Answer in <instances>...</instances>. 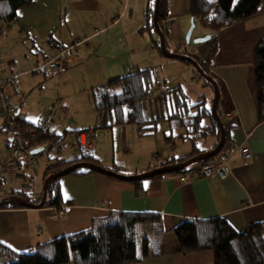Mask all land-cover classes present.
<instances>
[{
  "label": "crops",
  "instance_id": "crops-1",
  "mask_svg": "<svg viewBox=\"0 0 264 264\" xmlns=\"http://www.w3.org/2000/svg\"><path fill=\"white\" fill-rule=\"evenodd\" d=\"M147 3L148 0H33L31 5L22 6L18 20L6 27L11 28L16 37L20 36V47L33 45L36 51L30 50L21 59L18 58L27 64L21 65L19 72L15 71V56L9 58L8 63L13 66L8 67L11 68L8 70L1 65L3 56L7 58L9 54L5 50L4 40L9 34L4 33L1 36L4 38H0V78H13L20 74L34 79L38 70L49 72L40 66L43 61L41 56L46 59L64 50V56L71 60L66 68L79 64L76 69L81 76L83 88L91 90L92 104L93 87L139 68L153 70L156 93L163 86L181 85L185 90L182 83L184 79L182 81V77L170 73L172 69L169 67L168 71L167 67L175 66L190 71L193 79H197L193 76L196 72L200 74L193 64L162 55L158 51L154 30L145 27ZM190 5L191 0H167L168 13L162 23L167 28L170 51L185 49L189 53H198L200 43L195 42V39L206 34H211V37L215 34L217 37L218 48L211 59L209 75L217 81V112L227 131L223 149L232 154L229 175L225 178L195 176L193 171L200 163L186 166L182 172L146 177L138 183L98 171L64 174L59 178L62 193L60 204L0 208V253L2 248L8 251H27L56 236L87 229L95 220L119 212L152 213L157 216L164 246L177 243L173 228L185 218L222 216L236 230H242L252 222L264 221V112L260 111L258 104L254 64V47L264 36V0L254 15L216 33L199 24L190 13ZM191 26L190 39L187 40L186 35ZM51 36L58 41L50 42ZM16 37L13 39L14 46L17 43ZM26 88L24 81L17 80L7 85L5 91L18 107L17 116L36 124L42 110L32 115L28 106H22ZM78 90L76 87L72 93L58 97L57 104L67 111L74 109L75 113L84 109L90 113L91 118L74 119L64 129V124L54 123L48 132L60 136L65 131L76 132L80 151L54 157L53 161L48 162L45 178L57 172L52 168L56 163L87 154L103 166L120 164L129 173H142L159 164L148 161L133 167H130L131 163L125 165L126 161L118 155L114 139L119 134L126 142L131 136L134 137V124L95 128L101 116L94 104V110L86 103L76 110L74 101ZM92 111H96V116L91 114ZM210 121L209 118L206 122L203 120L207 124ZM180 128L176 129L174 136L178 141L175 142L172 136H166L169 144H174L167 157H182L194 149L186 130ZM137 131L140 134L138 127ZM180 139L184 142H179ZM184 139L189 144H185ZM215 139L216 133L212 131L206 138L200 139L199 146L208 150ZM240 145L251 149V158L243 159L236 150ZM4 160L0 158V165ZM22 164V158L14 159L8 164L7 171L1 170L0 196L10 190H28L31 193L24 200L31 199L34 201L30 202L37 203L39 201L35 199L42 196L44 182L40 191L35 189V185L31 189L24 188L27 182L20 184L18 179ZM138 225L143 229V236H151V221L139 222ZM6 253H3L6 256L0 254V264L6 257H10ZM66 264L74 263L70 261ZM132 264L216 263L214 252L209 249L190 253H161Z\"/></svg>",
  "mask_w": 264,
  "mask_h": 264
},
{
  "label": "trees",
  "instance_id": "trees-1",
  "mask_svg": "<svg viewBox=\"0 0 264 264\" xmlns=\"http://www.w3.org/2000/svg\"><path fill=\"white\" fill-rule=\"evenodd\" d=\"M261 1L191 0L190 13L202 27L216 33L235 22L254 15ZM32 2L33 0H0V30L1 27L18 20L19 9L22 6L31 5ZM154 4L155 0H148L145 11V27L157 32L154 25ZM167 13V0H160L157 17L165 36L167 49L170 50L167 42V28L162 23ZM49 40L52 43L58 41L54 36H51ZM155 43L158 51L165 55L161 50L159 41L155 40ZM217 48L218 40L214 34L209 40L200 43L198 53H189L185 49L171 51L191 55L200 67L209 74L211 59ZM180 59L192 64L190 60L184 57ZM254 64L258 104L263 113L264 36L257 41L254 47ZM201 77L205 83L213 86L209 79ZM154 83L153 70L151 68H139L92 88L94 108L101 116V122L94 126L95 128L135 124L138 126L140 134L145 135L152 134L156 130L158 120L166 118L173 128L184 127L186 130V135L194 146L193 151L182 157H167L161 160L159 164L147 170L151 171L148 177L184 171L187 165H183V163L186 160L212 150L217 146L221 137L220 126L212 113L213 101L208 105L206 98L203 97L204 94H201L197 100H193L181 85L163 86L162 90L156 93ZM154 103L158 107V113L148 111V104L152 106ZM206 117L211 120L210 124L203 122ZM16 121L19 123L21 131L30 137L33 145L50 142L51 146L64 139V135L43 133L36 130L35 123L26 121L24 118L17 116ZM31 131H34L35 134L32 135ZM212 131L216 133L214 144L208 150L200 147V139L206 138ZM209 157L199 158V161H204ZM81 161L97 163L94 157L87 154L60 161L52 168L58 172ZM107 167L117 172L130 174L120 164ZM88 171L95 170L90 167H78L68 173L81 174ZM59 178H51L46 184V205H58L62 201ZM129 181L138 183L141 179ZM17 191L19 190H10L0 196V208L22 206L24 199L20 198V191L19 193ZM48 195L51 196L49 197L51 199L48 198ZM41 199L42 196L35 200L40 201ZM144 221H151L152 233L150 237L138 235L136 226L139 222ZM173 232L177 243L174 246H164L157 216L152 213L119 212L95 220L87 229L56 236L27 251H8L7 248H2L0 254L6 251L7 256L9 254L10 257H6L1 264H66L70 261H73L74 264H132L143 262L147 257L161 253H190L209 249L214 252L216 264H264V221L252 222L244 229L236 230L222 216L205 219L185 218L175 225ZM3 256L6 255L3 254Z\"/></svg>",
  "mask_w": 264,
  "mask_h": 264
},
{
  "label": "rangeland",
  "instance_id": "rangeland-1",
  "mask_svg": "<svg viewBox=\"0 0 264 264\" xmlns=\"http://www.w3.org/2000/svg\"><path fill=\"white\" fill-rule=\"evenodd\" d=\"M235 2L237 0H234ZM1 24V23H0ZM11 24V23H10ZM5 25L1 27L0 30V38L3 36L4 33L9 34L8 37H5V50L7 53V58L3 56V60L1 62L2 66H6L8 70H10L13 65L10 66V63H8V59L15 56L16 61V67L15 71H20L21 65H27L25 60H18L23 57L25 52H34L36 51V48L31 46H21L20 47V36L16 37V33L11 31V28L6 27L9 26ZM190 29V28H189ZM188 29V31H189ZM156 37V40L159 41L158 35L155 31H153ZM16 37V45H13V39ZM19 38V39H18ZM42 64L40 65L43 67L45 65V58L43 59V56H41ZM78 63L73 64L71 67H68L64 69L63 71L58 72H45L38 70L36 73L38 74L34 79L33 77L28 76H16L15 79L24 81V85L26 88V94L24 97V100L22 102V106L25 108H29L30 113L32 115H36L41 110L47 111L52 110V108H56L54 112L52 113V122L51 124L61 123L64 124L63 129L66 127L69 122H71L74 119H90V113L85 111L84 109H81L79 113H75L74 109L66 110V108H63L57 104V98L61 97L65 94H70L72 91L78 87V93L75 97V108L76 110L83 106L85 103L93 109V104L91 98V90L89 88H83L82 82L80 80V75L78 70L76 69L78 67ZM77 66V67H76ZM170 73H176L183 81V86L185 87V90L190 95V97L193 100H197L199 94H204L203 97L206 96V102L208 105L211 104V101L214 100L215 97V90L214 87L210 84H207L204 82V79L197 74V72L193 75L196 76L197 79H193L191 77L190 71L187 70H181L177 67L168 66V71ZM1 68V66H0ZM73 68V69H72ZM73 70V71H71ZM66 72V73H65ZM2 73L0 72V76ZM2 78V77H1ZM172 78V77H171ZM168 79V78H167ZM27 83L25 84V82ZM172 83V82H171ZM173 85V84H171ZM82 88H79V87ZM213 99V100H212ZM213 103V102H212ZM18 104L19 101H18ZM57 104V107L54 105ZM92 104V105H91ZM212 107V105H211ZM158 107L154 103L152 106L148 104V111L153 113H158ZM161 110V108H160ZM159 110V111H160ZM89 113V114H88ZM92 115L96 116V111L91 112ZM32 115H29L31 117ZM91 115V116H92ZM19 117V116H18ZM33 117V116H32ZM31 117V118H32ZM208 117L204 118V122H206ZM101 122V120H100ZM99 122V124H100ZM1 126V121H0ZM137 125H133L134 132L136 133L134 137L131 136L129 140L126 142L123 137H120L119 135L115 136V146L118 151V155L120 158L124 159L126 163L125 165H128V163H131L130 167H133L134 165H141V163H149L148 161H151L152 163H160L161 160L167 158L169 151L173 150L174 144L169 142L166 139V136H172V138L176 141L178 139L174 137L176 135V129L180 128L177 127L172 128L170 125L169 120L166 118H161L158 120L156 124V130L152 134H145L140 135L137 131ZM184 128V127H183ZM181 129V128H180ZM172 131V132H171ZM185 133V132H184ZM64 139L60 141L59 143L52 144L50 146V142L47 143L49 146L47 149H45L42 152L33 154V160L29 159L27 156L22 158L23 164L22 168H20V184L23 182L30 183V177L34 174H36L37 181L31 182L32 185H35L36 190H42L43 189V182L45 180V171L46 167L48 166V162L53 161L54 157H57L59 155H62L63 153H73L75 151H80V145L79 140L77 138L76 132H64ZM5 134L3 131L0 130V158L5 159L7 162V165H10V162L13 161L10 158V148L7 143V139L5 138ZM185 140V144H189V141L187 139ZM174 142V141H173ZM174 142V143H175ZM179 142H184L182 139H180ZM176 146L174 147V149ZM72 155V154H71ZM161 156V157H160ZM161 158V159H160ZM11 159V160H10ZM4 160V161H5ZM3 161V160H2ZM30 163H32V166H30ZM201 163L199 159H195L193 162H190L187 164V166L197 165ZM1 166V165H0ZM129 167V166H128ZM10 171V170H9ZM57 173V172H55ZM55 173H52L51 175H54ZM0 174H1V167H0ZM8 175V174H7ZM17 177V176H16ZM20 191V193H19ZM17 191L20 195V198L26 199L27 195H30L31 191L28 190H22L20 189ZM51 197L48 195V198ZM138 235L141 237L143 235V229L140 227V225L137 226ZM139 237V238H140Z\"/></svg>",
  "mask_w": 264,
  "mask_h": 264
},
{
  "label": "built area",
  "instance_id": "built-area-1",
  "mask_svg": "<svg viewBox=\"0 0 264 264\" xmlns=\"http://www.w3.org/2000/svg\"><path fill=\"white\" fill-rule=\"evenodd\" d=\"M64 50L60 51L58 54L45 59V68L48 71H62L67 67V63L70 62L69 57L64 56ZM16 82L15 77L13 78H0V121L1 130L7 136L8 146L10 148V158L19 159L23 157H29L33 160V153L31 150L35 148L30 137L21 131L19 123L16 121L18 107L10 99L5 91V87L9 84H14ZM56 108L52 110L43 111L36 124V130H40L43 133L48 132L51 122L52 113ZM32 135L35 134L34 131L30 132ZM37 147V146H36ZM243 159H249L252 157V151L248 146H238L236 149ZM232 154L223 148L217 152L215 155L210 156L208 159L202 161L200 165L193 171L195 176H218L220 178H225L230 173V159ZM32 166V163H30ZM8 165L5 161L1 164L2 172L7 171ZM36 180V174L30 177V183H27L24 188L31 189L32 184Z\"/></svg>",
  "mask_w": 264,
  "mask_h": 264
},
{
  "label": "water",
  "instance_id": "water-1",
  "mask_svg": "<svg viewBox=\"0 0 264 264\" xmlns=\"http://www.w3.org/2000/svg\"><path fill=\"white\" fill-rule=\"evenodd\" d=\"M159 1L160 0H155V4H154V25H155V29H156L157 34H158L159 44H160L162 52L168 57H174V58L184 57V58L190 60L192 62V64L195 66V68L198 70L199 74L201 76L209 79L213 83L214 90H215V97H214L213 104H212V113L215 116L216 121L218 122V124L220 126V129H221L220 140H219L217 146L215 148H213L212 150H210V151H208V152H206L204 154H200L198 156L191 157L188 160H186L183 163V165H187L188 163L193 162L197 158L199 159V158H203L205 156H212V155H215L217 152H219L224 147V144L226 142V130H225V126L222 123V121H221V119H220V117L218 115V112H217V101H218V96H219V90H218L217 81L214 78H212L208 73H206L191 55H189V54H178L176 52H173V51H170V50L167 49L165 36H164V33L162 32V30L160 28L158 17H157L158 16V9H159ZM192 26H193V24H192ZM192 26L189 29V31L187 32V35H186V39L187 40L190 39V35H191V32H192ZM210 38H211V34H206L205 36L198 37L194 41L198 42V43H203V42L209 40ZM47 147H48V145L46 143L42 144V145H39V146L33 148L31 150V153L35 154V153L42 152L45 149H47ZM78 167H90V168L94 169L95 171H98V172H101V173H104V174H107V175H110V176H114V177H117V178H121L123 180H128V181L129 180L146 178V177L150 176V172H151V171H146V172H142V173L124 174V173L112 170L111 168H109L107 166H103V165H100V164H97V163H92V162L81 161V162H78L76 164H73V165L69 166V168H66V169H63L61 171H58L54 175L48 176L45 179V181H44V190H43V194H42V199L39 202L32 203L30 201H25L24 200V201H22V204L23 205H34V206H38V207L45 206L46 205L45 199H46V196H47V189H46L47 182L51 178L61 177L62 175L67 174L71 170L76 169Z\"/></svg>",
  "mask_w": 264,
  "mask_h": 264
},
{
  "label": "snow or ice",
  "instance_id": "snow-or-ice-1",
  "mask_svg": "<svg viewBox=\"0 0 264 264\" xmlns=\"http://www.w3.org/2000/svg\"><path fill=\"white\" fill-rule=\"evenodd\" d=\"M19 14V13H18Z\"/></svg>",
  "mask_w": 264,
  "mask_h": 264
}]
</instances>
